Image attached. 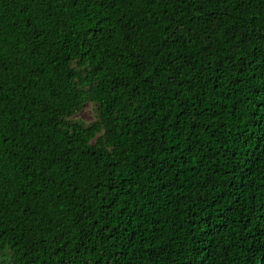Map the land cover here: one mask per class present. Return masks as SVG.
<instances>
[{
    "label": "trees",
    "instance_id": "obj_1",
    "mask_svg": "<svg viewBox=\"0 0 264 264\" xmlns=\"http://www.w3.org/2000/svg\"><path fill=\"white\" fill-rule=\"evenodd\" d=\"M0 264H264V0H0Z\"/></svg>",
    "mask_w": 264,
    "mask_h": 264
},
{
    "label": "rangeland",
    "instance_id": "obj_2",
    "mask_svg": "<svg viewBox=\"0 0 264 264\" xmlns=\"http://www.w3.org/2000/svg\"><path fill=\"white\" fill-rule=\"evenodd\" d=\"M76 118H78L79 120H81L87 124L94 121L95 120V113H94V108L92 107V105L84 106Z\"/></svg>",
    "mask_w": 264,
    "mask_h": 264
}]
</instances>
